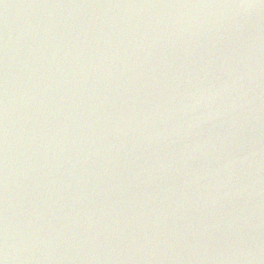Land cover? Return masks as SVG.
I'll return each mask as SVG.
<instances>
[{"label": "water", "instance_id": "95a60500", "mask_svg": "<svg viewBox=\"0 0 264 264\" xmlns=\"http://www.w3.org/2000/svg\"><path fill=\"white\" fill-rule=\"evenodd\" d=\"M3 264H264V0H0Z\"/></svg>", "mask_w": 264, "mask_h": 264}, {"label": "snow or ice", "instance_id": "6c2138e0", "mask_svg": "<svg viewBox=\"0 0 264 264\" xmlns=\"http://www.w3.org/2000/svg\"><path fill=\"white\" fill-rule=\"evenodd\" d=\"M0 264H3V261H0Z\"/></svg>", "mask_w": 264, "mask_h": 264}]
</instances>
